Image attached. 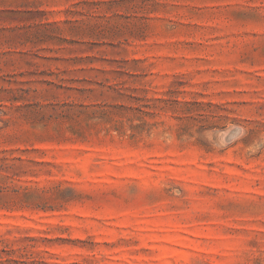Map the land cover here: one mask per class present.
Returning a JSON list of instances; mask_svg holds the SVG:
<instances>
[{
  "label": "rangeland",
  "instance_id": "rangeland-1",
  "mask_svg": "<svg viewBox=\"0 0 264 264\" xmlns=\"http://www.w3.org/2000/svg\"><path fill=\"white\" fill-rule=\"evenodd\" d=\"M0 264H264V0H0Z\"/></svg>",
  "mask_w": 264,
  "mask_h": 264
}]
</instances>
